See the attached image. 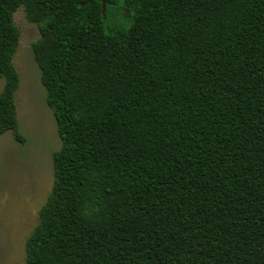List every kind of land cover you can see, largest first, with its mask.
Listing matches in <instances>:
<instances>
[{
	"label": "trees",
	"instance_id": "16d2710c",
	"mask_svg": "<svg viewBox=\"0 0 264 264\" xmlns=\"http://www.w3.org/2000/svg\"><path fill=\"white\" fill-rule=\"evenodd\" d=\"M20 7L62 141L24 264H264V0H0L24 143Z\"/></svg>",
	"mask_w": 264,
	"mask_h": 264
},
{
	"label": "rangeland",
	"instance_id": "374dc122",
	"mask_svg": "<svg viewBox=\"0 0 264 264\" xmlns=\"http://www.w3.org/2000/svg\"><path fill=\"white\" fill-rule=\"evenodd\" d=\"M20 43L13 62L20 75L16 103L20 132L0 136V264H24L27 240L54 182L53 154L62 145L53 111L34 59L32 45L40 36L23 7L14 13ZM4 79L0 77V92Z\"/></svg>",
	"mask_w": 264,
	"mask_h": 264
},
{
	"label": "water",
	"instance_id": "95a60500",
	"mask_svg": "<svg viewBox=\"0 0 264 264\" xmlns=\"http://www.w3.org/2000/svg\"><path fill=\"white\" fill-rule=\"evenodd\" d=\"M82 5H83V6L86 5V3L84 2ZM105 5H106V4H104V9H105Z\"/></svg>",
	"mask_w": 264,
	"mask_h": 264
}]
</instances>
